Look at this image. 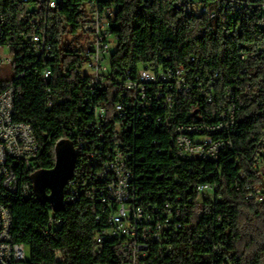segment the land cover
Returning <instances> with one entry per match:
<instances>
[{
    "label": "trees",
    "instance_id": "16d2710c",
    "mask_svg": "<svg viewBox=\"0 0 264 264\" xmlns=\"http://www.w3.org/2000/svg\"><path fill=\"white\" fill-rule=\"evenodd\" d=\"M88 1L58 0L57 8L46 14L44 10L36 12L39 0H0V50L9 48L16 72L11 81L0 82H13L16 87L14 119L32 127L42 152L37 161L42 170L54 168L60 138L74 142L77 136L88 135L100 140L94 129L86 132L94 118L88 112L90 105L84 102L88 80L79 72L85 62L84 48L71 51L65 40L68 34L86 32ZM113 2L118 8L112 28L117 45L111 58L110 85L93 98L109 113L118 101L122 75L127 70L136 73L144 66L159 70L184 65L201 75L220 72L215 104L208 105L198 92L184 96L178 104L176 123L184 124L199 122L196 117H187L197 106L202 109L203 122L210 123L209 115L218 112L228 87L264 77L263 72L256 73L259 61L250 57L264 45L263 26H257L256 17L241 21V16L231 15V7L223 3H215V11L220 13L212 20L211 9L209 14L203 13L190 1ZM208 6L212 8V0H203L202 7ZM38 19L39 25L34 23ZM241 22L242 33H232L234 23ZM42 29L52 47L47 59L40 58L32 44ZM243 55H248L247 60ZM191 59H195L192 64ZM46 69L52 71L48 81L42 77ZM239 106V133L232 138L233 149L223 153L218 163L186 161L170 153L173 132L163 124L157 127L154 120L138 128L133 167L141 202L151 213L170 202L175 213L179 211L182 224L180 230L175 223L166 232L168 241L164 244L172 246L171 253L156 258L158 247L154 245L142 264H264V200L256 203L248 198L261 187L264 199L259 173L263 160H256L264 145V113H259L258 102L249 97H243ZM158 114L166 117L163 111H156L155 116ZM80 115L82 122L78 121ZM94 147L85 152L79 169L82 179L92 183L101 167V160L92 161ZM26 182L30 183L29 178H24ZM203 184L218 186L213 198L201 199L198 187ZM0 194H8V190ZM7 206L13 222L12 240L26 247L30 264H129L117 242L107 241L103 249L98 248L96 236L107 213L86 195L55 213L64 223L51 230V235H45L52 212L48 202L21 196L9 200ZM98 215H103V222L96 220ZM56 252L62 254L63 261L57 260Z\"/></svg>",
    "mask_w": 264,
    "mask_h": 264
},
{
    "label": "built area",
    "instance_id": "2783aa9c",
    "mask_svg": "<svg viewBox=\"0 0 264 264\" xmlns=\"http://www.w3.org/2000/svg\"><path fill=\"white\" fill-rule=\"evenodd\" d=\"M182 1H190L194 9L202 11L203 0ZM215 3L228 4L232 10L231 15L241 16V21L256 17L257 26H263L261 35L262 40L264 39V0H212V20L217 19L220 13L215 11ZM57 5L58 0H41V4H37L36 12L44 10L47 14L48 11L55 10ZM85 9L88 16L86 33L91 37L82 52L85 62L79 72L88 80V96L84 98V102L90 105L88 112L94 118V123L86 128V132L94 129V134L100 140L87 135L86 138L77 136L74 142L70 141L77 154V161L73 178L65 188L64 205H71L82 195H86L95 207L99 206L104 214L107 213L106 223L96 236L98 248L103 249L107 241L117 242L129 264H142V259L151 254V247L154 245L158 247L156 258L170 254L172 246L164 244L168 241L166 232L171 230L175 223L174 226L180 230L182 224L179 211L175 213L170 202L165 203L162 209L156 208L154 213L141 202L133 167L136 154L133 141L140 135L138 128L154 120L157 127L163 124L173 132L170 138V153H175L186 161L218 163L223 153L233 149L232 138L239 133L237 114L242 98L249 97L255 103L258 102L259 113H264V77L244 86L237 84L228 87L218 112L209 115L210 123L203 122L205 117L200 106H197L187 117H196L199 122L184 124L176 123L175 112L178 104L184 96L195 95L196 92L208 105L215 104L220 72L211 70L201 75L191 73L184 65L159 70L144 66L136 73L127 70L122 75L119 80L118 101L111 109L112 113H109L107 108L93 102V98L110 85L108 77L111 58L117 45L112 28L115 27L118 8L113 0H89ZM0 19L2 20L1 16ZM34 23L39 25L41 21L34 20ZM242 23H234L231 32L241 34ZM32 44L40 58L47 59L51 56L52 47L47 41L45 29H42V33L34 35ZM2 50L0 62L9 61L13 64L14 58H6ZM250 57L259 61L256 73H264V45L256 48ZM247 58L248 55L242 56V59ZM108 60L110 65H107ZM194 62L195 59L190 60V64ZM42 77L44 81L50 80L52 71L44 70ZM15 100L14 83L0 82V181H8V194H0V264H30L26 247L12 240L13 222L7 205L9 200L20 199L21 196H29L30 200L37 199L33 177L43 171L37 164L42 152L32 133V127L14 119ZM49 107H53V104L50 103ZM156 111L165 112L166 117L163 118L160 114L155 116ZM82 119L80 115L78 121L82 122ZM63 141L64 139L60 138L57 144ZM92 146H96L95 151L91 153L92 161L101 160L95 183L82 179L79 172L80 161ZM262 147L263 150L256 160L264 162V145ZM8 149H16L17 165L8 164ZM261 172L260 169L259 173ZM24 178H32V185H24ZM217 189L216 184H203L198 187L201 199L213 198ZM261 190V187L255 188L248 198L262 203L264 199ZM177 200L179 201V198ZM96 220L103 222V215H98ZM63 223V220L55 217L52 208L45 235H51V230L62 227ZM56 257L58 261H63L61 253L56 252Z\"/></svg>",
    "mask_w": 264,
    "mask_h": 264
},
{
    "label": "water",
    "instance_id": "95a60500",
    "mask_svg": "<svg viewBox=\"0 0 264 264\" xmlns=\"http://www.w3.org/2000/svg\"><path fill=\"white\" fill-rule=\"evenodd\" d=\"M76 161L73 144L63 141L57 146L54 168L38 172L33 177L37 200L48 202L55 213L65 208V188L73 178Z\"/></svg>",
    "mask_w": 264,
    "mask_h": 264
},
{
    "label": "rangeland",
    "instance_id": "374dc122",
    "mask_svg": "<svg viewBox=\"0 0 264 264\" xmlns=\"http://www.w3.org/2000/svg\"><path fill=\"white\" fill-rule=\"evenodd\" d=\"M91 37V35L89 33H83L79 32L76 34H68L65 36V40H67V47L71 50V51H79L83 48L86 47V42L87 40ZM112 47L114 48L115 45H112ZM2 54L3 56H5L6 58H13L12 53L7 49H3L2 50ZM107 65H110V62L108 60ZM16 75V72L14 70L13 64L9 61H5V62H0V81L3 82H7V81H11L12 79H14ZM260 169L262 170V172L260 173L262 175V185H264V162L260 163ZM27 258H30V253L27 250L26 252Z\"/></svg>",
    "mask_w": 264,
    "mask_h": 264
},
{
    "label": "bare ground",
    "instance_id": "6f19581e",
    "mask_svg": "<svg viewBox=\"0 0 264 264\" xmlns=\"http://www.w3.org/2000/svg\"><path fill=\"white\" fill-rule=\"evenodd\" d=\"M41 2V0H39ZM205 5V4H204ZM206 6V5H205ZM212 8L202 7V12L207 13L210 12ZM61 143V142H59ZM8 164L9 165H17V157H16V149H8ZM30 183H24V185H32V178H29ZM8 190V181H0V192ZM29 197V196H27Z\"/></svg>",
    "mask_w": 264,
    "mask_h": 264
}]
</instances>
